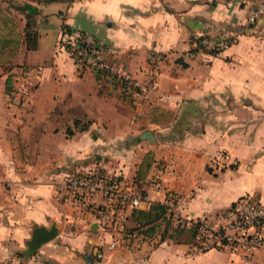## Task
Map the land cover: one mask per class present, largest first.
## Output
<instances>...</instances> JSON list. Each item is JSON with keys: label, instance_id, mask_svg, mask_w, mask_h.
Segmentation results:
<instances>
[{"label": "crops", "instance_id": "0c3cea01", "mask_svg": "<svg viewBox=\"0 0 264 264\" xmlns=\"http://www.w3.org/2000/svg\"><path fill=\"white\" fill-rule=\"evenodd\" d=\"M261 1L12 0L17 6L12 13L6 8L0 24V264H264V247L246 257L229 248L203 252L194 242L162 241L164 224L150 234L134 230L143 237L133 250L118 246L97 261L112 233L91 229L97 211L82 213L57 198L69 171L94 164L134 183L153 151L142 183L151 202L175 197L177 210L190 219H215L245 195L264 204V15L248 21ZM26 3L38 9L35 49L27 48ZM64 22L103 43L110 58L146 86L139 101L124 100L59 48ZM198 37L226 39L229 46L217 55L192 53ZM152 54L163 59L151 61ZM29 68L38 69V81L19 123L6 97L17 72ZM211 96L225 99L215 103L225 113L213 112ZM188 105L197 114L180 126ZM162 113L169 120L155 122ZM147 123L160 127L155 143L139 130ZM154 177L161 190L150 184ZM102 202L96 197L94 207ZM125 221L136 224L131 210ZM54 222L58 239L25 258L34 230Z\"/></svg>", "mask_w": 264, "mask_h": 264}, {"label": "built area", "instance_id": "2783aa9c", "mask_svg": "<svg viewBox=\"0 0 264 264\" xmlns=\"http://www.w3.org/2000/svg\"><path fill=\"white\" fill-rule=\"evenodd\" d=\"M264 15V1L249 15V23H255ZM58 46L67 51L81 68L92 71L99 80L106 82L123 98L136 103L146 91L134 74L124 67L118 66L110 58L106 46L89 34H64ZM202 46L209 51H222L229 46L226 39L212 40L204 38ZM160 58L152 54L150 58ZM38 69L29 68L21 71L15 79L11 91L6 97L9 114L17 122H23L24 113L30 102L32 91L36 87ZM152 187L161 190L160 181L151 179ZM101 197L103 202L94 207L95 198ZM57 198L73 209L88 212L97 211L100 227H112L122 230L126 220V211L150 209L153 202L146 190L122 178V175L111 173L98 164L91 167L77 168L69 171L57 187ZM174 209L172 201L168 202ZM179 223L183 217L179 215ZM217 219V220H216ZM201 221L196 238L197 247L206 252L216 247L230 250L241 249L250 255L264 247V204L252 195H245L222 211L215 219L185 220V226L191 227L192 221ZM111 247V245H109ZM96 255L101 258L103 252Z\"/></svg>", "mask_w": 264, "mask_h": 264}, {"label": "trees", "instance_id": "16d2710c", "mask_svg": "<svg viewBox=\"0 0 264 264\" xmlns=\"http://www.w3.org/2000/svg\"><path fill=\"white\" fill-rule=\"evenodd\" d=\"M39 2L44 3H50L54 1H60V0H36ZM61 1H73V0H61ZM23 10L28 11V20L25 27L26 31V39H27V48L28 49H35L37 47V36L38 33L35 29H33L35 21H34V15L38 13V9L31 5L30 3H26L23 7ZM4 18V17H3ZM74 31L71 29V27L64 22L63 24V33L66 34H72ZM203 37H198L192 39V43L196 44V47L191 49L190 52L197 53L200 51V49L204 48L202 46V40ZM206 49V48H205ZM207 53L217 55L221 51H209L206 49ZM185 65V64H184ZM85 69V68H83ZM197 110L193 106H186L184 111L182 112L180 116V126L185 121V119L189 117H193L196 115ZM77 126H79V123H76ZM179 126V127H180ZM180 128H176L175 132H179ZM68 132H71V129L68 128ZM155 162V153L153 151H149L143 158L142 163L138 166L136 176L134 177V185H142V183L145 181L146 177L148 176L153 164ZM140 183V184H139ZM171 195V194H170ZM172 197V196H171ZM173 198V197H172ZM170 198V199H172ZM172 200L177 204V199L174 197ZM171 200V201H172ZM169 202V201H168ZM168 202H153L150 209L142 210V209H135L132 211V218L136 222V227H134L133 230H140V232L144 233H153L156 231L157 227H161L162 224L165 225V229L163 230V233L161 235L162 241L166 240V238H172L177 242L185 241L192 243L193 239L196 238L198 229L201 225V221H192L191 227H187L185 225H182V223L175 224V221L179 219V215L176 214L174 209L169 205ZM146 228V229H145ZM172 230V232H170ZM187 233L186 238H182V234Z\"/></svg>", "mask_w": 264, "mask_h": 264}, {"label": "rangeland", "instance_id": "374dc122", "mask_svg": "<svg viewBox=\"0 0 264 264\" xmlns=\"http://www.w3.org/2000/svg\"><path fill=\"white\" fill-rule=\"evenodd\" d=\"M12 2V0H3L2 2H0V24H2V22L4 23L5 21H4V18H3V16L5 15L6 16V8H7V10L9 11V12H11L12 13V11L10 10V8H15L17 5H15V4H12L11 3ZM5 9V10H4ZM2 32H6L5 30H3ZM194 47H196V46H194ZM204 51H206V49L205 48H202V49H200V51L199 52H204ZM160 55V54H159ZM2 56H4V55H2ZM163 59V55H162V57H161V55H160V58H156V60L155 59H152V58H150V60L151 61H153V60H155V61H157V62H159V61H161ZM118 66H121V67H123L121 64H119V63H117L116 61H114ZM20 72L21 71H18L17 72V74H16V78L18 77V75L20 74ZM148 88H149V86H148ZM121 96V95H120ZM122 97V96H121ZM123 98V97H122ZM124 100H126L125 98H123ZM126 101H128V100H126ZM217 101H220V102H222V103H225V99L222 101V100H218V99H215L214 97H208V102L209 103H211V106H212V108H213V112L214 111H218V112H223V113H225L226 111H225V109H223V110H220V109H215V103L217 102ZM230 101V99H228V102ZM128 102H130L131 104L132 103H134V102H131V101H128ZM227 102V104H229ZM217 106H219L218 104H217ZM8 110V109H7ZM208 115L209 116H212L211 115V112H208ZM168 115H165V113H162L161 115H158L157 117V119L155 120V122H158V123H163V122H167L168 120H169V118L167 117ZM202 126L204 127V124L203 125H199V127L200 128H202ZM139 130H151L152 132L153 131H159L160 130V127L159 126H156V123H147L146 125L144 124V125H142V126H140L139 127ZM148 141V140H147ZM155 143V142H154ZM105 170H106V168H105ZM106 171H108V170H106ZM108 172H111V173H116V174H118V175H120L118 172H112V171H108ZM122 178H124L125 179V177L122 175ZM155 178V177H154ZM140 184V183H139ZM138 186V185H137ZM138 187H143L141 184L138 186ZM99 197V196H98ZM174 198V197H173ZM172 198V199H173ZM171 199V200H172ZM171 200H169V201H171ZM172 202H173V204H174V211L176 212V214L177 215H181V213L177 210V204L174 202V200H172ZM95 205V204H94ZM71 207V206H70ZM97 206H95V208H96ZM72 208V207H71ZM75 210H77L76 208H74ZM78 211V210H77ZM82 213H84V211H81ZM224 212V211H223ZM183 218V222H181L182 223V225H185V220L187 219L186 217H184L183 215H181ZM217 220V219H216ZM98 223V222H97ZM124 223V225H123V229L122 230H118V229H116V227L115 226H112V227H104V229H106V230H109L111 233H112V236H111V241L109 242V244H107V246H106V249H105V251L102 249V248H99L98 250H101L102 252H103V257H101V258H99L97 255H96V260L97 261H101V262H103L104 260H105V258H107L106 256V251H114L115 249H117V247L118 246H120V247H123V246H125L124 248H127L128 250H133V246H134V243L135 242H138L139 241V239L141 238V237H143L141 234H138V232H134V227H136V224L135 223H128V221H124L123 222ZM179 223V221L177 220V221H175V224H178ZM164 225H166V224H164ZM99 228H100V225H99ZM150 234V233H149ZM105 235V234H104ZM136 235V236H135ZM188 235H187V233H183L182 234V238L184 239V238H186ZM158 237V236H157ZM104 238V237H103ZM149 238V237H148ZM55 239H58L57 237L55 238ZM193 242L194 243H196L197 245H199V242L197 241V239H193ZM109 245H111V247L109 246ZM198 248V247H197ZM220 247H216L215 249H219ZM224 248H226V247H224ZM223 248V249H224ZM199 249V248H198ZM97 250V251H98ZM199 251H200V249H199ZM231 251H233V250H231ZM39 252V250L35 253V254H33L32 255V257L33 256H35V255H37V253ZM233 252H239V253H242L244 256H246V257H248L249 255H246L245 253H244V251H242L241 249H238V250H234ZM97 253V252H96ZM147 257V253H144V255H143V259H145Z\"/></svg>", "mask_w": 264, "mask_h": 264}, {"label": "water", "instance_id": "95a60500", "mask_svg": "<svg viewBox=\"0 0 264 264\" xmlns=\"http://www.w3.org/2000/svg\"><path fill=\"white\" fill-rule=\"evenodd\" d=\"M143 139L152 143L156 142V137L151 130H145L142 134ZM99 223H94L91 227L93 231L98 230ZM60 235L59 225L54 222L50 227L39 226L32 234V237L26 243V249L23 250L25 258L35 254L44 244L52 241Z\"/></svg>", "mask_w": 264, "mask_h": 264}]
</instances>
